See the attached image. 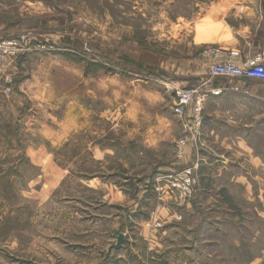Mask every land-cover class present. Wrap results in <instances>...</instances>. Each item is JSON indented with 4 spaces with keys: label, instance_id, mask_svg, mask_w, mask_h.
<instances>
[{
    "label": "rangeland",
    "instance_id": "1",
    "mask_svg": "<svg viewBox=\"0 0 264 264\" xmlns=\"http://www.w3.org/2000/svg\"><path fill=\"white\" fill-rule=\"evenodd\" d=\"M238 1L227 22L250 27L245 47L253 54L198 43L194 23L222 10L223 0H0V40L29 35L22 44L28 54H40L38 77L48 81L47 94L58 100L79 90L82 101L79 125L70 132L68 122L63 139L26 133L23 119L15 122L6 109L15 77L0 73V264H96L119 233L140 238L139 224L148 226L149 247L173 226L181 235L191 229L201 244L192 264H264V220L251 214L239 192L237 201L226 197L233 215L230 231L220 233L215 199L201 193H215L214 184L201 180L213 163L200 156L193 165L181 164L189 144L199 157L204 114L193 144L183 119L168 106L171 96L175 105L176 92L193 89L200 79L189 83L178 74L193 55L212 64L204 52L222 48L247 67L264 53V0ZM173 58L178 63L169 66ZM25 61L22 69L38 71L30 63L23 68ZM7 76L13 79L10 94ZM43 106L49 128L61 130L71 103ZM185 177L194 182L186 197ZM179 241L170 238L165 245Z\"/></svg>",
    "mask_w": 264,
    "mask_h": 264
},
{
    "label": "crops",
    "instance_id": "2",
    "mask_svg": "<svg viewBox=\"0 0 264 264\" xmlns=\"http://www.w3.org/2000/svg\"><path fill=\"white\" fill-rule=\"evenodd\" d=\"M223 1L222 10L212 11L194 23L197 25V30H199L198 43L222 45L229 49H241L244 52L253 54L254 50H247L245 47V45L249 46L250 27L247 25L236 28L227 22L231 18V8H237L234 3L240 4V2L231 0L229 4V0ZM233 22L238 23L237 21ZM33 35L39 36L41 34L34 33ZM38 56L40 54L36 52L22 56L19 59L13 58L6 61L4 69L0 73L1 75H13L17 83L14 95L6 96V109L9 112L8 115L12 116L15 122L23 119L26 133L33 132L45 137L50 135L63 139L70 134L69 130L65 129L68 122L71 123L72 127L70 132L75 131L74 128L79 125L81 118L80 104L82 102L80 91L72 90L70 98L62 93V98L53 100L52 96L48 95L46 91L48 81L38 77L40 71L36 63L41 62ZM33 58L36 59L35 63H30L34 60ZM22 61H25L21 64L23 68L25 65H32L33 67L36 66L38 71L32 72L30 75L29 70L25 71L19 66V62ZM28 63L30 64L28 65ZM176 63L178 61L173 58L169 66L171 64L176 65ZM210 64L211 62L205 58L193 55L188 62H183L182 68L178 69L180 70L178 74L187 78L189 83H194L197 78H201L207 73L206 69L210 67ZM238 64L242 65L243 61H238ZM26 72L27 75H25ZM216 82L217 85L238 87L240 92H227L222 97L205 103L204 147L202 146L198 157L197 150L189 144L185 149L186 157L181 164L193 165L199 160L200 156L203 160L213 163L212 169L208 170V173H204L201 180L214 184L215 193L214 191L207 192L206 189L201 190V193L215 199L214 212L217 215L215 224L220 228L221 233L223 230L230 231V226H226L230 223L228 218L233 215L231 209L226 207V197L229 196L237 201L239 192L243 204L247 206V209H252L251 214L258 215L264 220V81L218 79ZM1 83L0 77V93L3 90ZM184 83L187 85V82L184 81ZM184 83L182 82L183 85H185ZM103 86L106 87V84ZM245 90H248L250 95H246ZM88 93L91 92L88 91ZM53 102L71 103V108H68L70 112L65 113L61 118L63 120L60 124L61 130L56 129L54 131L53 128H49L48 119L40 115L42 105L45 107L48 104H53ZM36 105L39 106L40 111L33 112L34 109H37ZM168 106L174 113L173 96L169 99ZM45 115L47 116V112H45ZM82 117L85 118L84 113H82ZM36 119L38 120L36 121ZM165 124L168 127L172 126V129H174L172 121L167 120ZM245 167L253 173L244 170ZM168 168L170 171L174 170L176 164H172ZM224 189H226L225 193L223 192ZM213 194L214 197H212ZM190 211H192L190 207L186 209V212ZM136 227L140 238L131 239L127 233H119L115 236V240L111 241L106 247L103 257L96 264H192L191 256L193 254L195 257H201V254H196L198 248L201 251V244L197 245L196 240L191 238V229L182 230L184 234L181 235L179 227L173 226L164 235L158 233L151 247H149L147 241H145V237L149 234L148 226L139 224ZM202 230H205V227L201 228L200 231L203 232ZM120 235H124L125 240L120 249H115L114 247L117 245V239ZM170 238H183V241H179L180 244L177 246L174 244L166 246L165 241Z\"/></svg>",
    "mask_w": 264,
    "mask_h": 264
},
{
    "label": "built area",
    "instance_id": "3",
    "mask_svg": "<svg viewBox=\"0 0 264 264\" xmlns=\"http://www.w3.org/2000/svg\"><path fill=\"white\" fill-rule=\"evenodd\" d=\"M29 38V35H23L15 38L0 40V72L4 69L8 59H13L18 55H24L31 50L23 47V42ZM222 48L212 47L204 52V56L212 60L208 72L198 80L197 85L186 91H177L174 105L175 113L181 118L184 126L185 136L195 144L196 137L199 135L202 126L204 106L209 100L222 97L227 92H240L238 87H229L227 85H215L220 79H263L264 80V53H258L253 61L247 67H239L234 63V53H228ZM8 86L6 93H11L13 79L11 76L5 78ZM179 90V89H176ZM247 95V90L244 91ZM191 110L192 118L186 120V112ZM184 145V142L181 143ZM190 174V171H187ZM194 182L185 177L183 185V195L186 197L192 192Z\"/></svg>",
    "mask_w": 264,
    "mask_h": 264
},
{
    "label": "water",
    "instance_id": "4",
    "mask_svg": "<svg viewBox=\"0 0 264 264\" xmlns=\"http://www.w3.org/2000/svg\"><path fill=\"white\" fill-rule=\"evenodd\" d=\"M124 240H125L124 235H120L118 237V239H117L118 243H117V245L114 248L115 249H120L122 247V245H123Z\"/></svg>",
    "mask_w": 264,
    "mask_h": 264
}]
</instances>
